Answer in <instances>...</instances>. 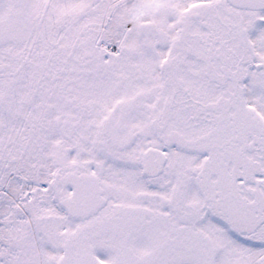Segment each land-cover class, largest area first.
Returning a JSON list of instances; mask_svg holds the SVG:
<instances>
[{
	"label": "snow or ice",
	"instance_id": "6c2138e0",
	"mask_svg": "<svg viewBox=\"0 0 264 264\" xmlns=\"http://www.w3.org/2000/svg\"><path fill=\"white\" fill-rule=\"evenodd\" d=\"M0 264H264V0H0Z\"/></svg>",
	"mask_w": 264,
	"mask_h": 264
}]
</instances>
